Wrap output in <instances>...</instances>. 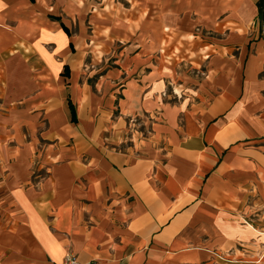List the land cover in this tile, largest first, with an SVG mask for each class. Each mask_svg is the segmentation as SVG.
<instances>
[{"label":"crops","instance_id":"0c3cea01","mask_svg":"<svg viewBox=\"0 0 264 264\" xmlns=\"http://www.w3.org/2000/svg\"><path fill=\"white\" fill-rule=\"evenodd\" d=\"M79 1L0 0V264L68 251L99 264H264V240L243 238L264 224V3L245 50L215 43L207 57L166 10L149 30L142 2L115 31L109 0ZM186 66L218 87L209 101L175 105L184 80L171 75Z\"/></svg>","mask_w":264,"mask_h":264},{"label":"rangeland","instance_id":"374dc122","mask_svg":"<svg viewBox=\"0 0 264 264\" xmlns=\"http://www.w3.org/2000/svg\"><path fill=\"white\" fill-rule=\"evenodd\" d=\"M97 1L100 0H80V4L82 2L94 3L96 7L99 5ZM152 0H109L110 3V14H111V28L112 30L117 31L120 27L130 28L126 20V14L133 10L134 7L139 6L142 2H145L146 9L148 8V12L146 13V27L152 30L162 29V14L165 13L164 10L170 12L169 14L173 15L176 19V28L188 30L190 33V40L193 42V36H200L204 38L207 43V57L215 53V43L222 45H232V51H234V55L237 54L239 48H243L245 50L248 42L254 40L256 35L260 33L261 27L257 31H253L250 23V18L253 14V9L255 10V1L256 0H173V4L165 5L163 2L167 3L165 0H161V3L151 2ZM257 23L255 24V26ZM259 25V24H258ZM99 29L96 26V21L93 23L92 28L90 29V33L92 31H97ZM235 31L238 34V41L230 42L229 34ZM254 32V35H253ZM125 32H123L124 34ZM133 35V34H132ZM137 37V36H135ZM252 40L250 41V38ZM228 39V40H227ZM111 48L117 49L120 45L121 38L116 35L111 39ZM213 46H212V45ZM250 45V44H249ZM248 45V46H249ZM226 55V54H224ZM192 65L194 64L193 57L191 56ZM232 59H236L232 57ZM237 72L239 75L243 74V62L242 59L238 63ZM178 73V74H177ZM203 73L199 72V70H195L193 68H189L186 66L176 71L171 75L172 82L174 86L181 80H184V87L178 88L175 87V92L177 95H174L173 101L175 105L180 104L182 100L184 104L193 102V101H209L215 91L218 89L216 85H214L212 78L207 77L206 89L204 88V80H202ZM164 87L163 81L160 79L159 88ZM157 87L155 86L154 89ZM184 88V91L181 89ZM199 88L201 89V93H199ZM201 94V95H199ZM152 104V102L150 101ZM149 104L147 108L150 107ZM156 104V102H154ZM181 112H176L174 117V124L177 126L181 125L183 122L182 117L180 116ZM144 126H150L148 122ZM0 155L1 150H0ZM6 166L0 165V211L4 209L3 206H6L8 203V198L3 197L4 189L6 188L5 181L3 180L4 173L1 175V171L6 172ZM45 168H37L34 167L32 175H44ZM36 179L30 178L28 182H22L20 185L28 184ZM243 223H247L242 219ZM253 227L256 229H260L264 226V224H255L251 221ZM252 236L249 234L243 236L244 239L250 240V237H254V239H258L257 242L264 240V236L259 235L254 231L253 228L250 229Z\"/></svg>","mask_w":264,"mask_h":264},{"label":"trees","instance_id":"16d2710c","mask_svg":"<svg viewBox=\"0 0 264 264\" xmlns=\"http://www.w3.org/2000/svg\"><path fill=\"white\" fill-rule=\"evenodd\" d=\"M263 3L264 0H257L256 2V6H257V16L259 17L262 13L263 10ZM63 30L68 33V29L62 24ZM68 67L65 66V70H64V74H68ZM68 104V109H69V114H70V121L72 122H76L77 118H76V112H75V107L73 105V103L71 102V100L68 98L67 101Z\"/></svg>","mask_w":264,"mask_h":264},{"label":"built area","instance_id":"2783aa9c","mask_svg":"<svg viewBox=\"0 0 264 264\" xmlns=\"http://www.w3.org/2000/svg\"><path fill=\"white\" fill-rule=\"evenodd\" d=\"M58 264H99V263L96 260L81 262V261H79V259L77 258V256L73 252L68 251L64 255L61 262H59Z\"/></svg>","mask_w":264,"mask_h":264},{"label":"bare ground","instance_id":"6f19581e","mask_svg":"<svg viewBox=\"0 0 264 264\" xmlns=\"http://www.w3.org/2000/svg\"><path fill=\"white\" fill-rule=\"evenodd\" d=\"M256 231H259V234H261V235H264V228H261V229H255Z\"/></svg>","mask_w":264,"mask_h":264}]
</instances>
